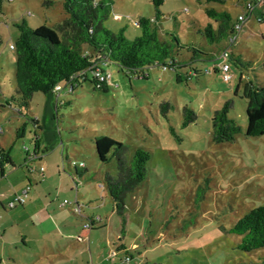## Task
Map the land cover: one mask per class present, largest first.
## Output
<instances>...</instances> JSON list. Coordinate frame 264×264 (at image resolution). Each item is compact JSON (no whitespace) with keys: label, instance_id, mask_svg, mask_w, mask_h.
Returning a JSON list of instances; mask_svg holds the SVG:
<instances>
[{"label":"rangeland","instance_id":"obj_1","mask_svg":"<svg viewBox=\"0 0 264 264\" xmlns=\"http://www.w3.org/2000/svg\"><path fill=\"white\" fill-rule=\"evenodd\" d=\"M45 1L51 4L44 6ZM109 1L112 12L104 26L114 33L124 28L129 40L140 35L133 21L155 15L150 0ZM224 1L164 0L159 8L161 38L169 41L175 37L179 43L174 46L173 58L188 63L193 52L187 49L196 51L195 60L183 69L191 71L190 79L177 82L174 71L161 67L147 68L143 77L130 78L111 64L102 66L110 74L107 92L95 91L82 82L72 94L62 91L60 96L65 104H58L54 123L68 155L79 166L78 162L83 161L91 170L93 139L98 135L124 143L129 157L136 149L149 153L145 180L125 200L126 219L119 236L126 248L139 250L134 252L135 264H264V249L238 251V239L222 229H228L251 209L264 206V136L244 135L246 100L242 98L247 81L264 79V22L258 23L254 17L246 22L229 48L234 78L223 82L218 72L208 74V70L217 64L216 57L228 47L227 42L211 43L199 31L208 23L216 29L206 9L227 11L234 21L245 0ZM115 15L120 19H114ZM65 17L61 0H1L0 144L6 149L15 143L11 141L14 128L23 124H28L25 136L16 141L12 150L22 152L32 143L29 129L33 126L25 116L28 108L19 109L17 100H10L16 95L15 54L9 49L18 36L15 25L25 21L30 29L42 25L54 28ZM234 59L249 63L250 68L239 66ZM240 74V90L234 96ZM43 98L35 94L29 105L34 110ZM228 99L233 100L228 116L242 130L233 142L216 145L211 141L210 119ZM186 107L194 112L196 121L182 128V111ZM103 168L116 176L114 162ZM84 186L79 188L81 192L85 194L84 188L91 192V187ZM82 205L84 210L89 208ZM114 219L119 220L116 216Z\"/></svg>","mask_w":264,"mask_h":264},{"label":"trees","instance_id":"obj_2","mask_svg":"<svg viewBox=\"0 0 264 264\" xmlns=\"http://www.w3.org/2000/svg\"><path fill=\"white\" fill-rule=\"evenodd\" d=\"M205 1L219 4L225 2L224 0ZM163 2L164 0H150L155 15L151 19L142 17L138 19V25L135 27L139 28L140 35L134 40L126 38L124 28L114 33L104 26V22L112 12V2L109 0H61L66 17L54 28L42 25L30 29L25 21L16 24L18 36L12 44L15 54L16 95L11 96L10 100L12 102L17 100L19 109H27L35 94H52L53 87L57 84L78 86L85 81L93 90L107 92L108 85H103L100 89L94 88L95 78L90 77L88 71L93 67L101 68L111 64L116 65L120 72L130 78L143 77V71L147 68L161 67L174 71L177 82L190 79L191 71L184 72L183 69L195 60L196 51L187 49L193 52L188 63L173 58L174 46H179V43L175 37H171L169 41L163 40L158 25V17L161 16L159 8ZM50 4L49 1L44 2V6ZM205 14L215 24L216 29L208 23L199 32L211 43L220 40L227 42L233 24L231 15L227 11L218 12L214 9H206ZM263 14L262 8L256 10L257 16ZM230 60L232 56H229L228 62ZM233 62L243 68H250L249 63L239 59H234ZM262 67L264 68V60ZM82 73H84L83 80H75V77ZM242 77L243 74H240L238 85L233 91L234 96L238 94ZM242 98L246 100L247 125L244 135L264 136V79L256 78L254 83L247 81L242 88ZM232 108L233 100L228 99L212 114L210 135L211 141L216 145L231 143L236 135L241 133V126L228 116ZM18 112L21 113L20 110ZM182 116V128L196 121V115L187 107L183 109ZM23 129L22 126L17 130V137H21ZM171 132H173L172 128ZM93 142L94 156L98 164L102 166L111 162L115 164L116 176L113 177L105 172L103 182L116 215L124 222L125 200L145 180L148 173L149 153L136 149L129 157L128 147L124 143L104 135L95 136ZM5 160V156H1V161ZM222 229L225 234L238 239L235 244V249L238 251L253 253L264 249V206L251 209L228 229Z\"/></svg>","mask_w":264,"mask_h":264},{"label":"crops","instance_id":"obj_3","mask_svg":"<svg viewBox=\"0 0 264 264\" xmlns=\"http://www.w3.org/2000/svg\"><path fill=\"white\" fill-rule=\"evenodd\" d=\"M208 71L213 74L212 69ZM62 94L43 95V102L36 103L34 110L29 105L25 115L33 126L29 149L12 150L25 136L28 124H23L21 137L16 136L19 128H14L11 141L15 143L9 149L0 144V153L6 158L0 160V264H123L125 253L135 264L134 252L139 250L126 248L119 237L123 222L104 187L103 166L93 156L91 170L78 162L84 164L83 170L63 145L54 123L58 104H65ZM81 185L91 187V192L85 188V194L81 192ZM27 186L25 202L10 209L8 204ZM87 223L93 225L91 229L85 228ZM113 251L116 256L108 258Z\"/></svg>","mask_w":264,"mask_h":264},{"label":"built area","instance_id":"obj_4","mask_svg":"<svg viewBox=\"0 0 264 264\" xmlns=\"http://www.w3.org/2000/svg\"><path fill=\"white\" fill-rule=\"evenodd\" d=\"M263 9L264 11V0H245L240 13H238L233 21L232 28H231V35L229 36L227 40V45L228 47L225 48L217 57L216 61L217 64L212 67L213 72H218L221 76V79L223 82L228 83L232 81L233 79V74L231 72V67L228 62L229 56H230V46H233L237 40L238 34L241 32L243 29L244 25L246 22L254 17V19L258 22H264V14L262 16H257L256 15V10ZM186 11V9H185ZM114 19L119 20L120 18L118 16H114ZM133 26L138 25V21H133L132 22ZM10 50H13L14 47L12 44L9 45ZM164 69V68H163ZM89 76L95 78V83H94V88L100 89L103 85H108L109 86V81H110V74L104 72L102 67H93L89 71ZM84 73L78 75L75 77V80H83ZM77 85H68V84H57L53 87L52 94H59L62 91L66 92V94H72L74 92V88H76ZM1 153H0V160H1ZM75 165V164H74ZM84 166L83 163H80V167ZM43 171V168H40V172ZM29 191V187L27 186L19 195H17L9 204V208L12 209L17 205H22L25 202V199L27 198V194ZM77 213H79V210H75ZM96 222H100V218H96ZM91 223H87L85 225L86 229H91L92 228ZM116 253L115 251L111 252L109 254V257H115ZM107 258V260H108ZM121 262L123 264H132V258L129 253H125L122 258Z\"/></svg>","mask_w":264,"mask_h":264}]
</instances>
